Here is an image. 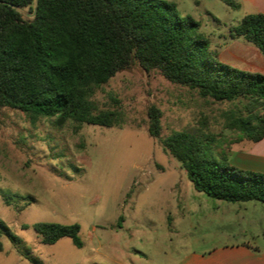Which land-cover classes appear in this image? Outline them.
<instances>
[{
    "label": "rangeland",
    "instance_id": "obj_1",
    "mask_svg": "<svg viewBox=\"0 0 264 264\" xmlns=\"http://www.w3.org/2000/svg\"><path fill=\"white\" fill-rule=\"evenodd\" d=\"M165 1L200 22L211 52L245 68L236 47L255 46L232 34L245 15L257 12L252 3ZM19 11L33 18V9ZM92 99L99 110L117 111L118 124L61 125L57 117L33 120L0 108V220L16 237L12 242L0 234V264H178L220 246L232 229L210 210L224 201L197 191L161 139L178 131L213 137L207 158L231 163L253 145L228 128V117L242 115L245 101L203 98L138 63L97 88ZM151 106L162 111L161 139L148 131ZM37 223L78 224L82 246L69 237L44 244Z\"/></svg>",
    "mask_w": 264,
    "mask_h": 264
},
{
    "label": "trees",
    "instance_id": "obj_2",
    "mask_svg": "<svg viewBox=\"0 0 264 264\" xmlns=\"http://www.w3.org/2000/svg\"><path fill=\"white\" fill-rule=\"evenodd\" d=\"M19 8L33 9V18L25 19ZM200 28L165 0H0V108L33 120L57 117L61 125L112 127L120 114L99 110L95 90L138 63L203 98L244 100V113L228 128L254 143L263 140L264 74L220 61ZM232 36L244 37L264 58V13L245 15ZM148 115L149 134L161 139L162 111L151 106ZM161 143L197 191L224 202L264 203V172L226 158L219 164L209 160L213 137L176 132ZM34 229L44 244L69 237L82 246L78 224L37 223ZM2 232L16 241L0 220Z\"/></svg>",
    "mask_w": 264,
    "mask_h": 264
},
{
    "label": "crops",
    "instance_id": "obj_3",
    "mask_svg": "<svg viewBox=\"0 0 264 264\" xmlns=\"http://www.w3.org/2000/svg\"><path fill=\"white\" fill-rule=\"evenodd\" d=\"M248 1L252 3L257 12L264 13V0ZM236 48H238L239 55L245 64V68L241 70L264 74V58L256 47L239 43ZM220 56L219 54V59ZM220 61L222 60L220 59ZM235 119L236 116H229L228 124ZM178 132H186L204 140L202 136L193 132ZM250 142L253 145L238 152L231 163L242 169L264 172V139L257 143ZM213 203L210 211L220 212L219 220L232 229V232L223 237L220 246L207 253L189 255L178 264H264V206L261 208L251 204V201ZM215 217L217 218V216Z\"/></svg>",
    "mask_w": 264,
    "mask_h": 264
}]
</instances>
